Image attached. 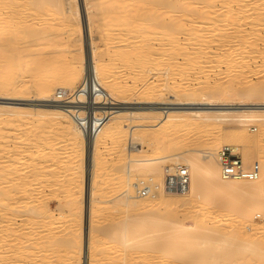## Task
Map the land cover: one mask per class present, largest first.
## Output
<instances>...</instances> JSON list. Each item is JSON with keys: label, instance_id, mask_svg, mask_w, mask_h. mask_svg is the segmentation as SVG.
<instances>
[{"label": "rangeland", "instance_id": "rangeland-1", "mask_svg": "<svg viewBox=\"0 0 264 264\" xmlns=\"http://www.w3.org/2000/svg\"><path fill=\"white\" fill-rule=\"evenodd\" d=\"M56 1L58 2L61 0ZM121 1L122 0H70L69 3V0H63L61 1V5L55 2L57 6L53 4V6H56L53 7L51 6V4H47L49 0H47V2L45 0H30V2L33 3H27L25 7L20 8L22 11L20 9L18 10L17 8H14V12H17L16 16L19 18L17 20V26L20 27V31H16V34L19 33L20 35L18 34L16 37L19 39L21 38V41L24 39L22 41V44L26 45L25 49L27 50L25 51H28V54L33 53V56L31 55L32 57L28 56L26 58H23V62L21 65L18 66L16 64L14 68H11L12 70H10L12 72L11 76H14L13 78H15L13 82L15 89H24L25 86L28 92L20 94L17 92H0V173H2V171L4 170V173L8 175L6 178H2V176L0 175V206L3 203L5 206L7 205V209L3 206L0 207V264H126L125 262H123V259L128 256H131L132 261L134 260L131 264H144L145 262V264H189L190 262H188L186 259H184L186 261L184 262L183 259H175L173 256H169L168 253H154L152 251L150 252L149 250L138 251L133 247L134 245H131V243L129 245V243L127 242L128 240H130L131 242V239L133 237H138L143 233L146 236L151 235L149 236L150 238L148 237L147 239H150L148 241L150 246L153 247L154 244L157 245L160 243L161 237L154 236L153 239V235H155V232L152 230V222L145 221V219H149L150 217H155L157 220L164 219V221H167V223H169L168 221H172L171 223L175 224L170 223L169 225L173 227L181 226L183 228L185 227L184 225L197 226L203 223L204 225H200V227H205L203 228L204 230L198 229L202 233L198 232V230H195L190 235H188L187 240L190 241L189 244L188 242L187 245L186 242L177 243L178 245H183L179 246V248L183 249H194L195 247L199 248V246H201L203 243L205 244L208 239H211L213 246L209 254L213 253L219 255L220 253L222 254L224 252L223 254L229 255L231 250L235 248V242L240 239L243 240V238L245 237H249V239H252L253 241L262 240V242H264V213H262L261 211V209H264V202L263 204H261L262 201L260 200L261 202L257 203L256 201H251L248 198H238L236 194H230V196L225 192V197L223 195L224 193L222 194L223 197L220 196L221 194L211 195L209 196L208 200L205 199V201L203 202L202 200L206 198V196H204L206 192L201 191L195 198L190 200L191 202L189 205H186L183 208H179L181 205L183 206L180 201L177 202V204L175 201L168 204H162L159 203V200L157 199V204H155V206L157 208H160L157 209L158 211H160V213H164H162L163 217L157 216V212H155L153 216H151V214L141 215L139 216L140 219H138V221L135 220V223L142 221V224L137 228V231L131 230V223L128 222L130 223L128 225V223L125 224L124 222L128 217L126 210L124 211L125 207H123L122 205H118L116 202L114 203L112 201L117 197V195L125 190V188L127 187L126 183H129L131 185L133 183H138V181L140 180H146L148 178H153L155 181L161 178L157 173H152L148 169L142 167H136L134 170H132L130 178H128L129 176L127 175V165L129 164V161L131 162L136 159L142 160L144 155L149 158H154V156L156 157L157 150H160L162 144L164 145L165 143L164 139L169 140V143H165V145L167 144L166 146L164 145L165 147H173V150L168 148V150L165 151H170L168 152L170 157L171 153L173 152V154L177 153L178 155H182L184 157H196V155L200 151L209 148V141H221V143L223 142V145L221 146L227 145L231 146L232 148L237 147V151L233 153L237 154L239 158H241L245 167L250 169L253 165L257 164V161L260 162L259 159L261 157H264V153H259L254 149V151L251 150L252 148H248L249 146L253 147V145L255 144V141L251 137L245 139L238 138L234 140L226 137V131L230 132L235 127H239L241 125L240 122L223 123L222 126L225 129V133L217 130L213 132H205L203 131L204 129L198 128L197 130L196 127H194L196 128L195 130L193 127H189V130L187 128L184 129L175 127L176 130L174 129L171 134L166 135V132L171 128L169 123H164V121H161L159 119H153L149 121H132L130 119H127L126 123L124 121L125 126L108 122L107 125H105L104 127L102 126L100 130L101 134L100 136H98V162L95 167L96 173L95 179L93 180L94 195L92 197L95 198L94 200H96V202L93 200L96 205L94 203L93 204L96 207L92 208L90 211V217L93 221V229L95 228L92 233L94 236L93 246L95 247V249L93 252L91 251L92 249L90 246V237L87 238L84 233V199L88 198V191H86V186L90 181L87 177V172L89 170L87 142L86 137L83 136L84 131L72 114L73 107H79V104L83 101V95L80 91L81 89L76 91L77 86L76 89L74 87V92L68 90L67 88L63 89L61 91H65L67 94L74 93L75 95L73 100L68 101L69 103H65L58 98V95L61 91L41 93L38 87L30 84L32 78L34 79L36 68L39 66V60L43 63V67L49 73L48 76L52 77V79L57 76L56 74L61 72L63 67H68L67 76L69 75V81L73 82L75 81V78H73L75 70L79 66V59L82 57L84 60H87L86 67H88V62L90 61L89 50L93 49V53L97 54V57H100L98 59L102 61V63L104 62L105 64L108 62L107 66H110L111 71L110 77L113 76L109 80H112L115 82V84H118L117 86H111L112 84H110L109 82L108 85L115 92L102 94L105 100L98 101V104L94 105V107L101 109V112H98V114H110L113 113L110 111H113L112 109H114V107L129 106L132 103H135L136 106H146L150 109L155 110L147 113L160 114L162 113V110L167 107L184 105H181L182 103H179L177 97L171 98V93L169 91H165L161 96H155L152 99L153 102L147 103L148 100L144 99L145 96H143L145 92L144 90L146 89L145 86H149V84L154 85L156 82V84L168 82V84L170 85L173 84L172 82L174 81L185 83L187 80H189H186L185 78H195L198 75L202 76V74H194L196 73V69L198 68L197 66L192 65L189 60L186 61V56L184 55L185 52H187V55L190 54L191 56L192 54V56H196V58L198 56H201L200 54H202V57L207 56L208 60L210 59L209 61H211V59L213 60L215 58L213 55L215 52V54L218 55L223 53V50L227 49L224 47L228 46L230 48V46H232V50H234V48L240 47L239 42H237L239 38H232L233 40L230 39V42H226L225 44H223L224 46L220 42L222 39L220 40L219 37H221V35L225 33L224 29H220V27H222V25L225 23L224 21H226V15L224 13H226L225 10L227 6L224 4L225 2L223 3L224 0H208V5L206 4L205 6L204 2H207L206 0H183L184 2H192L188 13H184L178 8L171 7L172 4H175L178 0H169L170 4L162 7L161 11H158V13H161L160 22L163 26L161 29H164L169 33L176 34L177 31H180L177 27L180 24H184L188 27V29L192 31H194L195 29H200L206 36V39L210 38L209 41L212 39L211 42L213 43V45L210 44L211 42H209L208 50L213 53L205 54L202 51L198 52L197 50H194V47L199 46L201 43L200 41L195 42V40H190L191 42L188 41L189 39H187L186 37V32L190 30L186 29L185 31H181L179 34H177L179 40L183 44V47H186L184 48V52H181L180 55L178 54L176 55V57L171 56L170 58L166 57L167 59L164 58V60H162L163 62H161L160 64L159 62L157 63L159 65L158 67L155 64H146V66H132L131 68L129 62L122 60V57L118 56L117 54H122L124 52H127V50H132L133 46H136L137 43L139 44L143 42L146 46L148 45V43H152V40L145 39V41L144 39H141L139 37V35L141 37L144 36V30H142L143 28H140L139 26L133 28V33H129L128 29H126L127 27L124 25L122 26V23H120L119 21H112L114 25L111 22L108 24V21H106L105 19L107 15H112L113 17L117 16L118 18H120L125 14L124 10L126 11L127 9L133 8L131 7V5H129V8L124 9L123 7H121L122 5L119 4L121 3ZM146 1L150 0H133L132 3L137 6L138 10V8L141 9L143 7H147ZM210 2H212L213 5H211ZM46 5H48L49 7H46ZM231 5H233V8L237 7L236 4L234 5L232 3ZM68 7H71L75 11L77 9L78 11L76 15L74 14V11L73 14L70 13V15L68 14V17H65L64 11L65 9H68ZM212 8L214 9V12ZM58 9L59 13L56 12ZM210 10L212 11V13L208 15V13H206L205 11L209 12ZM19 11L20 13L18 14ZM138 15L140 18H143L147 15V12L140 10L138 12ZM206 15H208V17H206ZM121 19L125 21V16L121 17ZM192 21H203V23L200 25L201 28L196 27L195 25L194 27L191 24ZM216 22L218 23L216 24ZM232 22L233 24L235 23L234 21H231V23ZM214 23L216 25H214ZM190 25H192V27L194 28H189ZM205 25H207L208 27H206ZM210 25L213 26V28H210ZM17 26L16 28H18ZM248 26L249 27H247V29L250 30L251 26ZM4 28L5 27H1L0 29V43L3 40L9 38L12 31L10 28L7 30H5L6 28ZM139 28L141 29V31H139ZM218 28L219 30H222V32L219 31ZM213 29L215 32L212 31ZM209 33L215 34L211 35ZM130 34L132 35V37L130 36ZM249 34H251V31L247 32V35ZM207 35L211 36L208 37ZM128 36L130 38H128ZM183 37L186 39H184ZM138 38L143 41H138ZM144 41L147 43H145ZM183 42H185L186 44ZM216 42H218V44ZM194 44L197 45L195 46ZM258 44L261 48L263 42L260 41ZM190 45L191 48L187 47ZM158 46L160 45H157V47ZM156 49H153L152 52L154 53ZM158 49L160 50V47H158ZM159 50H157V52ZM208 50L204 51L208 52ZM114 57H116V59ZM31 58L34 59V61H32L33 63L31 61L28 62V60ZM24 59H26V61ZM183 59H185V61ZM119 61L121 63H119ZM126 65L130 66V68H128ZM222 65L224 64L220 65L214 63L212 67H209L213 68L214 70L211 69L210 73L212 75L209 76L208 80L212 84L220 82L222 83V87L230 91L232 85V83L230 82L231 80H229L225 74H222L223 76L221 74H218L220 73L218 71L222 72L225 70V66ZM160 66L164 67H162L163 70ZM185 66L188 68H186ZM190 66L196 68L194 69ZM218 66H220L221 69H219L220 67ZM16 67L17 69H15ZM135 68L137 70H135ZM138 70L141 72H139ZM151 70L152 72H150ZM113 71L116 73H114ZM260 71L262 72L261 74L252 75L251 78V80L253 79L252 82L257 84V96L256 98L251 99L253 101L252 104L248 106L242 105L244 109H264V69L261 68ZM136 72L139 75L136 74ZM166 74L169 77L167 76V79L165 80ZM258 75H261V78L263 79L262 82L257 81V78H260L258 77ZM146 76H148V78ZM157 76H159L160 78ZM182 76L188 77L184 78ZM112 78L115 79L113 80ZM122 80H124L125 83ZM143 80L144 82H142ZM193 82L196 83V81ZM126 87L128 90H125ZM248 87H250V85H248L247 88ZM246 94L244 95L245 97L248 96V93ZM247 98L248 97L244 98V101H249V99ZM196 106L202 105L198 103L193 105V107ZM207 106L213 109L215 108L214 106L217 105L209 104ZM239 106V104H225L217 108H239ZM23 116L26 119L22 120L21 118ZM8 117H14L18 121H15L14 123H8L5 121ZM110 117L111 116H109V118ZM129 123H133L135 126L137 125L139 126L138 128H141L143 130L139 131L137 134L136 132L131 133L130 130L126 127V125ZM40 127H44V129L41 130L43 132L40 133L43 135L45 134L44 136H40L38 134L39 129H41ZM250 127L254 130L259 129L257 131H261L263 128L259 124V122H255ZM27 129V133L30 135L21 136V133L23 131L26 132ZM157 130L159 133H157ZM29 131H31V133H29ZM138 134H140V138L137 140L136 137L138 136ZM254 135H258L256 131ZM132 136L134 137L132 138ZM161 140L163 143L161 142ZM262 140L264 144V137L262 138ZM133 142L137 144L139 143L138 145H136L139 146L140 149H138L137 151H131L130 144H132ZM220 149H217V152H219ZM245 152H248V155H244ZM251 152L253 155H251ZM135 154L136 156H134ZM258 155L260 158L258 157ZM248 156H250V158ZM133 157L136 159H131ZM3 165L5 167H3ZM163 166H166V164H164ZM1 189H3L4 191ZM129 189H131L130 193L135 195L132 191V186L131 188L129 187ZM75 193L78 194L79 197H77ZM219 196L221 199L219 198ZM228 196L230 197L229 199H232L229 200L227 198ZM75 198L78 200V203H71V201ZM216 198L217 200H215ZM218 198L221 200V202L218 200ZM223 198L224 200L227 199L225 203L223 202ZM80 199L82 200V202L80 201ZM140 199H146V201L142 200L140 204L151 201L147 200V198ZM238 199L242 201L239 200V203V201H237ZM214 203L216 204V206ZM233 203L235 205L238 203L236 205H239L238 208H233ZM255 204L258 205V208L257 206L254 207L253 211L250 210L246 212L248 209L243 210L248 205L253 206ZM184 208L186 211L184 210ZM240 209L242 210V212H240ZM30 211L34 212V214H31ZM238 211L240 212V214ZM243 216L248 217L246 218ZM202 220H204V222H202ZM236 228H239L240 231L234 232L233 230ZM166 230L169 229L167 228ZM170 231L171 230L165 232L171 233ZM125 233H128L126 237H124V235H126ZM172 233H174L172 234L173 236L175 235V237H178L180 239H182L183 237V235H181V233L179 232V234H177V232L175 231ZM199 236H201V238L202 236H206L207 238L199 239ZM130 246H132V248ZM203 248L204 246L202 247V249ZM236 250H233L232 253L236 252ZM232 253L229 257L230 259L232 258L231 256L235 254ZM234 256L235 257L233 258H236V254ZM147 257H151L152 260ZM191 263L193 264V262ZM202 264H204L203 261Z\"/></svg>", "mask_w": 264, "mask_h": 264}, {"label": "bare ground", "instance_id": "bare-ground-1", "mask_svg": "<svg viewBox=\"0 0 264 264\" xmlns=\"http://www.w3.org/2000/svg\"><path fill=\"white\" fill-rule=\"evenodd\" d=\"M45 1L47 2V0H45ZM61 1H63V0H61ZM61 1L57 2L56 0H52V1L49 0V2L47 4L48 5L51 4V6H53V4L56 5V3L61 5L62 4ZM65 1H67V0H65ZM132 1L133 0H122L121 3H119L122 5V6L121 5L120 6L123 7L124 9L129 8V5H131V7H133L132 9H127L126 11L124 10L125 14L122 15L121 17L125 16V21L122 20L121 17L120 18H118L117 16L113 17L112 15H107V14H106L107 17H105V19H106V21H108V24L110 22L113 23L114 21H116V22L119 21L120 23H122V26L124 25L127 27L126 29H128L129 33H133L132 32L133 28L136 26L143 28L142 30H144L143 31L144 36L141 37L139 35V37L141 39H144V40L150 39V40H152L151 41L152 43H150V44L148 43V45L145 46V44L143 42H141L143 44L139 43L140 45L136 42L138 45L136 44V46H135L133 44L135 47L133 46L132 50H127V52H124L122 54H117L118 56L122 57V60L128 61L131 68H132V66L133 67H141L142 65L146 66V64H152V65L155 64L158 67L159 65L157 63L159 62V64H160L161 62H163L162 60H164V58L167 59L166 57L170 58L171 56L176 57V55H178V54L180 55L181 52H184V50H185L184 48H186V47H183V44L179 40L177 34H179L181 31H185L186 29L187 30H190V29H188V27L185 26L184 24H180L177 26L178 30H180V31H177V34L176 33H169L167 31H165L164 29L163 30L161 29L163 27L162 23L160 22L161 13H158V11H161L162 7L169 5L170 4L169 0L146 1L147 7H143L141 9L138 8V10H137V6L134 5V3H132ZM206 1L207 2H204L205 3L204 6L208 3V0H206ZM27 3L32 4L33 2L31 3L30 0L29 1L28 0H0V29H1V27H5L6 28V29L4 28L5 30H7L9 28L12 30L9 38L3 40L0 43V92H6V93L17 92L19 94L28 92L27 88H25L24 85H23L24 89H22V88L15 89V86L13 83L15 78H13L14 76L13 77L11 76L12 72L10 71V70H12L11 68H14V66L16 64L18 66L21 65L23 62L22 61L23 58H26L28 56L30 57L31 55L33 56V53L28 54V51H25V50H27V49H25L26 45L22 44L23 43L22 41L24 39L21 41V38L19 39L16 37L19 34V33L16 34V31L17 30L20 31V27L17 26V20L19 18L16 16L17 12L16 13L14 12V8L15 9L17 8L19 10L20 8L25 7L27 5ZM69 3H70V0H69ZM210 3H211V5H213L212 2H210ZM223 3L227 6V8H226V10L224 9L226 11V13H224L226 15L225 16L226 21H224L225 23L223 25H222L223 20L221 21L222 22L221 25L223 28L220 27V29H224L225 33H223L221 35V37H219L220 40L222 39L220 42L223 45L226 42H230L229 40L232 38H239L237 42H239L240 47L234 48V50H232V46H230V48L228 46L224 47L227 49L223 50L224 52L221 54H218V55L215 54L216 53L215 52L213 54L215 58L213 60L211 59V61H209L210 59L208 60L207 56L202 57L203 56L202 54H200L201 56H198L196 54L199 57V58L198 57L196 58V56H192V54H191V56H190V54L187 55L186 54L187 52H185L184 55L186 56L185 57L186 61L189 60L192 63V65L197 66V68H198V69H196V73H194V74H202V76L198 75L195 78H185L188 76H185V77L182 76L186 80L189 79L185 83L184 82H182V83L176 82V81L172 80L174 82H172L173 84H171V85L168 84V82H165V83L160 82L161 84H156L157 83L156 82L155 83L156 85L155 84L154 85L149 84V86H145L146 89L144 90L145 92H144L143 96H145L144 99L148 100L147 103L153 102L152 99L155 96H161V95H163V93L165 91H169L171 93L170 94L171 98L177 97L179 100V103H182L181 105H184V106L167 107V108L163 109L162 113H160V114L147 113V112H151V111H155V110L150 109L146 106H136L135 103H132L129 106H116V107H114V109H112L113 111H110V112H113V113H110L111 115L107 114L108 116H111V117L105 122L103 127L105 125H107L108 122L114 123L116 125L118 124V125L125 126L124 124L126 123L127 119L128 120L130 119L132 121H141V120L142 121H149V120H153V119H159L161 121H164V123H169L171 128H173V129L170 128V130L168 129L169 131L166 132V135H169L174 131L175 127L184 128V129L187 128L188 130H189V127H193V128L196 127L197 130H198V128L199 129L201 128V129H204L203 131H205V132L206 131L207 132L208 131L213 132L215 130L220 131V132H224L225 129L222 126L223 123H225V122H232V123L240 122L241 125L239 127H235L230 132L229 131H226V133L224 132L226 137H228L229 139H233V140L238 139V138L239 139L240 138L245 139V138L251 137L255 141V144L253 145V147L249 146L248 148H252L251 150L254 149L255 151H257L259 153H264V144H263V140H262V138L264 137V109L263 110L244 109V107H243V106H248V105L252 104L253 101L251 99L256 98V96H257L258 88H257V84L252 82L253 79L251 80L252 75L261 74L262 72L260 71V69L261 68L264 69V23H263L264 22V0H224ZM232 3L234 5L236 4L237 7L233 8V5H231ZM48 5H46V7ZM191 5H192L191 1L184 2L183 0H178L175 4H172L171 7L178 8L181 11H183L184 13H188ZM56 6H53V7H56ZM200 8H199V10H200ZM213 8H215V7H213ZM221 8H222V6H221ZM88 10H89V8H88ZM140 10L146 11L147 15L143 18H140L138 15V12ZM203 10H204V8H203ZM74 11H75L74 9H72L71 7H68V9H65V11H64V16L68 17V14L69 15H70V13L73 14ZM77 11L78 10L76 9V11L74 13L75 15H76ZM56 12L59 13V9ZM205 12L208 13V15L212 13L211 10L209 12H207V11H205ZM213 12H214V9H213ZM19 13H20V11L18 12V14ZM108 14H110V13H108ZM20 15H22V14H20ZM208 15H206V17H208ZM213 18H214V16H213ZM216 19H218V18H216ZM231 21H234L235 23L233 24V22L231 23ZM209 22H211V21H209ZM202 23H203V21H192L191 24L193 26L195 25L196 27L201 28L200 25ZM217 23L218 22H216V24ZM205 24H206V20H205ZM216 24L214 23V25H216ZM113 25H114V23H113ZM192 25H190L189 28H191ZM248 25L251 26L250 27L251 29L249 28L250 30L247 29V27H249ZM16 26L19 29L16 28ZM25 26H27V25H25ZM205 26L208 27L207 25H205ZM194 27H192V28H194ZM206 27H204V28H206ZM210 28H213V26L210 25ZM21 29H22V27H21ZM108 29H110V28H108ZM169 30H171V29H169ZM218 30H219V28H218ZM139 31H141V29ZM212 31H214V29ZM219 31L222 32V30H219ZM226 31H228V32H226ZM248 31H251V34L247 35ZM186 33H187L186 37H187V39H189L188 41L195 40V42L200 41V43H201L199 46H196L197 44L196 45L194 44L196 46V47L193 46L194 50H197L198 52L202 51L205 54L206 53H209V54L213 53V52H210V50H208L209 42H211L212 39L209 41L210 38L209 39L207 38L208 39L207 40L206 36L202 33V30L195 29L194 31L190 30ZM211 33H209V34H211ZM121 34H123V33H121ZM213 34H215V33H213ZM213 34H211V35H213ZM211 35H209V36H211ZM130 36L132 37L131 34H130ZM179 37H180V35H179ZM109 38H111V37H109ZM128 38H130V37L128 36ZM141 39L138 38V41H140ZM184 39H186V38H184ZM135 41H137V40H135ZM141 41H143V40H141ZM260 41L263 42V45L261 46V48L259 47V44H258ZM185 42H187V41H185ZM185 42H183V43H185ZM218 42H216V43L218 44ZM145 43H147V42H145ZM216 43H215V45H216ZM188 44H189V42H188ZM210 44L213 45L212 42ZM157 45H160V46H158V47H160V50L158 49ZM237 45H238V43H237ZM131 47H132V45H131ZM187 47L191 48V45L187 46ZM153 49H156L154 53L152 52ZM239 49H242V50H239ZM157 50H159V51L157 52ZM204 50H208V52L204 51ZM89 52H90L89 53L90 54L89 55L90 61L88 62V67H86L87 60H84L82 57L79 59V66L75 70V73L73 76V78H75L76 83H75V81H73V82L69 81V77H68L69 75L67 76L68 67H63L61 72L56 74L57 76H55L52 79V77L48 76L49 73L43 67L44 66L43 63L40 62V60H39V62H38L39 66L36 68V72L34 74V79L32 78V81L30 80L31 81L30 84H33L34 86L38 87L40 89L41 93H48V92H52V91H61V90L66 89V88L68 90L74 92L76 89V86H77L76 91H78L83 86V84L87 81V86L89 88V95H87V101L90 102L91 104H93V103L98 104V101H104L105 99L103 98L102 94L115 92L108 85L109 82H110V84H112L111 86H117L118 84H115L114 81L109 80L113 76L110 77L111 71H110V66H107L108 62L105 63L106 65L104 64V62L102 63V61H100L98 59L100 57L99 56L97 57V54L93 53V49L92 50L90 49ZM121 52H119V53H121ZM188 52H191V51H188ZM109 54H111V53H109ZM209 56H211V55H209ZM116 57H114V58L116 59ZM182 58H184V57H182ZM31 59H29L28 62L34 61V59H32V60ZM24 60L26 61V59H24ZM183 60L185 61V59H183ZM173 61H175V60H173ZM152 62H156V63H152ZM166 62H167V60H166ZM119 63H121V62L119 61ZM214 63L220 64V65L224 64L222 66H225V70L222 72L218 71L220 73H218V72L217 73L221 74V75L225 74L226 77H228V79L231 80L230 82L232 83V85H231L230 91H228L226 88L222 87V83H220V82L215 83V84H212L209 82V80H208L209 76L212 75L210 72H211V69H213V68H209V67H212L214 65ZM187 64H189V63H187ZM254 64H255V66H254ZM108 65H110V64H108ZM189 65H191V64H189ZM130 66H127V67L130 68ZM149 66H151V65H149ZM163 66H165V65H163ZM163 66H160L161 69ZM17 67L15 69H17ZM121 67H123V66H121ZM169 67H171V66H169ZM190 67H192V66H190ZM218 67H220V66H218ZM20 68H22V67H20ZM173 68H174V66H173ZM186 68H188V67H186ZM192 68H194V67H192ZM147 69H149V68H147ZM219 69H221V67ZM135 70H137V69L135 68ZM158 70H160V69H158ZM162 70H160V71H162ZM215 70H217V69H215ZM139 72H141V71H139ZM150 72H152V70ZM114 73H116V72H114ZM123 73H125V72H123ZM158 73H159V71H158ZM164 73H165V71H164ZM21 74H23V73H21ZM136 74H138V73L136 72ZM143 74H145V73H143ZM189 74H191V73H189ZM159 76H162V75H159ZM159 76H157V77H159ZM167 76L168 75L166 74L165 80L167 79ZM133 77H135V76H133ZM137 77H139V76H137ZM146 77L148 78V76H146ZM153 77H155V76H153ZM258 77H260V78L255 77L258 79L257 81L262 82L263 79L261 78V75L260 76L258 75ZM170 79H171V77H170ZM124 80H122V81H124ZM176 80H177V78H176ZM182 80H184V79H182ZM193 81H196V83H194ZM142 82H144V80ZM169 82H171V81H169ZM124 83H125V81H124ZM15 85H16V83H15ZM248 85H250V87L247 88ZM74 87H75V89H74ZM93 87L96 89L98 88V92H96L95 94H92ZM133 87H134V85H133ZM142 87H144V86H142ZM114 88H116V87H114ZM142 89H144V88H142ZM125 90H128L127 87ZM140 91H143V90H140ZM61 92H63V91H61ZM81 93L83 95L82 96V100H83L82 102H84V101H86V97L84 96L82 91H81ZM246 93H248V96H246V97H248L247 99H249V101H244L245 100L244 98H246L244 95ZM197 103L201 104L202 106L193 107V105L197 104ZM209 104H215L217 106H214L215 108L212 109L211 107L207 106ZM225 104H239L240 106H239V108H237V107L222 108V109L217 108V107H220L221 105H225ZM74 109H76V107H73V110ZM78 110H81V108H78ZM100 110L101 109L93 107V111L96 113V115H98V112H101ZM101 114H103V113H101ZM21 119L23 120L26 118H24V116H23ZM5 121L8 123H14L15 121H18V120H16V118H14V117H12V118L8 117V118H6ZM124 121H125V123H124ZM255 122H257V123L259 122V124L263 127L261 131H257L259 129L254 130L250 127ZM126 127L130 130L131 133L136 132V134L139 131L143 130L141 128H138L139 126H137V125L135 126L133 123L127 124ZM196 128H194V130ZM42 129H44V127L39 129V132H38V134L40 136L45 135V134L44 135L40 134L43 132V131H41ZM255 131L258 134L257 136L254 135ZM27 132H28V129L26 130V132L23 131L21 133V136L30 135ZM29 133H31V131H29ZM157 133H159L158 130H157ZM83 134H84L83 136L86 137V142H87L88 163H89V170L87 172V177H88V180H90L86 186V188H87L86 191H88V198L84 199L85 200V213H84L85 231H84V233L87 236V238L90 237V246L92 249L91 251L93 252L95 247L93 246L94 245V241H93L94 236L92 233H93L95 228L93 229V221L91 220V217H90V211L92 208L96 207L95 206L96 204L93 202V200L95 198H92L94 195L93 194V190H94L93 189L94 188L93 187V180L95 179V173H96L95 167H96V164L98 162V158H97V148H98L97 145H98V140H99L98 136H100L101 132L100 131L98 133L96 132L93 135L91 133H86V132H84ZM139 135L140 134H138V136ZM34 136H37V135H34ZM134 136H132V138ZM138 136L136 137L137 140L140 138V136L139 137ZM161 138H162V136H161ZM137 140H136V142H137ZM161 142H162V140H161ZM164 142L169 143V140L164 139ZM165 143H164V145H165ZM222 143H221V141L216 142V140L209 141V145H210L209 148L206 150L200 151L196 155V157L195 156L184 157L182 155H178L175 152L177 154V156H176V154H173L174 153L173 151H172L173 153H171V157H170V155L168 153L170 151H168V152H165V151H167L168 148L173 150V147L172 148H170L169 146L165 147L167 144L165 146L162 144V147L160 148V150H157V153H156L157 155H156V157L154 156V158H152V157L149 158L146 155H144L146 157L143 156L142 160H137L134 157L131 158V159H136V160H133L131 162L129 161V164L127 165V175L129 176L128 178H130V174H131L132 170H134L136 167H142V168L148 169L152 173H157L159 175V177H161V178L159 180H157L156 183L162 185L163 180H164L163 179V177H164L163 176V174H164V168L163 167H165L163 165L166 164V166H172V165L185 166V168L188 170V172L190 174V179H191V176H192V179L190 180L189 189L185 192H173L170 190L160 189L155 195H150V196H146V197L138 194V190H137V186H136L137 183H133L131 185L129 183H126V186L128 188L126 187L127 189L125 188V190L122 193H120L119 195H117V197L115 199H113V201H112L114 203L116 202L118 205H122L123 207H125L124 211L126 210V212L128 214L126 221H124L125 224L130 222L131 223V230L137 231V228L142 224V221L135 223V220L138 221V219H140L139 216L148 215V214H151V216H153V214L155 212H157V216L163 217L164 213L163 212L160 213V211L157 210L160 208L159 207L157 208L155 206V204H157V199L159 200V203H162V204H168V203L173 202V201H175L177 204V202L180 201L183 204V206L180 204L182 207L180 206L179 208H183L186 205H189L191 202L190 200L195 198L201 191L206 192L204 195V196H206V198H204V200H202L203 202L205 201V199L208 200L209 196H211V195H216V194L220 195L221 194L220 195L221 197H223V195L225 197V193L226 194L228 193L229 195L230 194H234V195L236 194L238 198H248L249 200L256 201L257 203L262 201L261 204H263V202H264L263 201L264 200V157L260 158L259 157L260 154L258 155V157L260 158L259 159L260 162L257 161V164L259 165V167H258L259 176L257 179H254V180L224 179L223 175L221 173V168H220V163H219L220 155H219V152H217V149L224 147V146H221V145H223ZM136 144L137 143H135V142L130 144V146H131L130 150L131 151H133V150L137 151L138 149H140V147L137 146L139 143L137 145ZM163 147H165V148H163ZM175 148H177V147H175ZM232 149H233L234 153L237 151V147H233ZM252 152H251V155H253ZM245 153H244V155H248V152L246 154ZM249 154H250V152H249ZM134 156H136V154ZM178 156H180V157H178ZM261 156H263V155H261ZM248 157L250 158V156H248ZM3 167H5V166L3 165ZM4 172L5 171L3 170L2 173H0L2 178L3 177L6 178L8 176ZM4 180H6V179H4ZM91 182H92V184H91ZM131 186H132V191L135 195L130 193L131 189H129V187L131 188ZM1 190H3V189H1ZM9 191H11V190H9ZM76 195H77V197H79L78 194H76ZM220 196H219V198H220ZM140 198H147V200H151V201H147L148 203L144 202V204H142V203L140 204V202L142 200L146 201V199H140ZM219 198H218V200L221 202V200H220L221 198L220 199ZM227 198L229 199L230 197L228 196ZM231 199H229V200H231ZM215 200H217V198ZM223 200H224V198H223ZM226 200H224L223 202L225 203ZM233 200H234V198H233ZM239 200L240 199H238L237 201H239ZM77 201L78 200L75 198L74 200L71 201V203L72 202L78 203ZM80 201L82 202L81 199H80ZM94 201L96 202V200H94ZM219 201H217V202H219ZM240 201H242V200H240ZM240 201H239V203H240ZM245 204H247V203H245ZM252 204H250V205H252ZM236 205L234 204L233 208L234 207L238 208L239 205L238 206H236ZM1 206L6 208L7 205L5 206L3 203V204H1ZM215 206H216V204H215ZM248 206L245 207L243 210L248 209L246 211V212H248L250 210L253 211V208L256 206L258 208V205H256V204L253 206H249V208H248ZM71 209H73V208H71ZM184 210H185V208H184ZM0 211H1V209H0ZM261 211H262V213H264V209L263 210L261 209ZM28 212H29V210H28ZM240 212H242V210ZM240 212H239V214H240ZM30 213L34 214V212H32V211H30ZM35 213H36V210H35ZM205 213H207V212H205ZM243 217H246V216H243ZM155 219H156L155 217H150L149 219H145V221L152 222V230L155 232L154 233L155 235H153V239H154V236L155 237L156 236L161 237L160 243L159 244L156 243L157 245L154 244L155 246L153 245V247L150 246L149 242H148L150 239L149 240H147V239L151 235L146 236L143 233L144 236H143V234H141L142 236L139 235L138 237H135V238L133 237L131 239V242L127 238V240H128L127 242L129 243V245L131 243V245H134L133 247L135 249H137L138 251L139 250H144V251L149 250L150 252L152 251L154 253L155 252H162V253H166V254L168 253L169 256H171V257L173 256L175 259H183V260L186 259L188 262H190L189 264H192L191 262H193V264L194 263L195 264H202V261L204 262V264H264V242H262V240L261 241H259V240L253 241L252 239H249V237H245V238H243V240L240 239L237 242H235V248L237 250L233 247L232 248H233V250H236V252H234L236 254V258H233V257H235L234 256L235 254L232 253L233 250H231L229 255L223 254L224 252L222 254L220 253L219 255L213 254V253L209 254V252L213 246L211 239H208L206 242L204 241L205 244L203 243L201 245L202 247L204 246L203 249L201 246H199V248L195 247L194 249L193 248L183 249V248H179V246H183V245H178L177 243L186 242V245H187V242H188V244H189L190 241L187 240L188 235H190L195 230H198V229L201 230V229L205 228V227H203V228L200 227V225L203 226L204 224L202 223V224L197 225V226L184 225L185 227L182 228L181 226L180 227L179 226L173 227V226L169 225L172 221L171 222L168 221L169 223H167V221L165 222L164 219L163 220H161V219L155 220ZM202 222H204V220H202ZM130 223H128V225ZM171 224H175V223H171ZM167 228L169 230H171L170 231L171 233L165 232V231H169V230H166ZM91 229H92V232H91ZM89 230H90V232H89ZM199 230H198V232L202 233ZM174 231L177 232V234L181 233V235H183L182 239L175 237V235L173 236L172 234H174V233H172V232H174ZM233 231L238 232L240 230H239V228L238 229L236 228ZM89 233H90V235H89ZM127 234L124 235V237H126ZM169 234H171V235H169ZM200 238H201V236H199V239ZM205 238H207V237L202 236L201 239H205ZM152 243H155V242H152ZM88 244H89V242H88ZM130 247L132 248V246H130ZM200 252H203V253H200ZM231 253L234 254L231 256L233 258V260H232V258L231 259L229 258ZM91 255H93V254H91ZM134 255H137V254H134ZM147 258L152 260L151 257H147ZM133 261H132L131 256L125 257L123 259V262H125L126 264L127 263L131 264ZM153 261H154V259H153ZM184 262H186V261L184 260Z\"/></svg>", "mask_w": 264, "mask_h": 264}, {"label": "built area", "instance_id": "built-area-1", "mask_svg": "<svg viewBox=\"0 0 264 264\" xmlns=\"http://www.w3.org/2000/svg\"><path fill=\"white\" fill-rule=\"evenodd\" d=\"M85 84V85H84ZM80 88L86 97V101L81 102L79 107L73 110L72 114L76 118L78 124L82 130L92 135L98 133L105 122L109 119V116L105 114H98L93 111V107L96 104H91L87 101V95H89V88L87 81ZM98 92V88L92 90V94ZM74 93L67 94L65 91L60 92L58 98L69 103L74 99ZM106 105V104H104ZM78 108H81L79 111ZM220 155V168L224 179H236V180H254L259 176V165H253L250 168L245 167L241 158L237 154L233 153L231 146H224L219 151ZM163 184L156 183L152 178L146 180H140L136 186L138 194L141 196L155 195L160 189L170 190L173 192H185L190 186V174L185 166L172 165L164 167Z\"/></svg>", "mask_w": 264, "mask_h": 264}]
</instances>
